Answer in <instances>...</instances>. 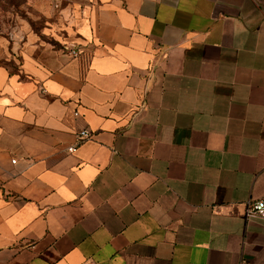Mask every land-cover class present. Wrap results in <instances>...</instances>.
I'll return each mask as SVG.
<instances>
[{
  "label": "crops",
  "instance_id": "obj_1",
  "mask_svg": "<svg viewBox=\"0 0 264 264\" xmlns=\"http://www.w3.org/2000/svg\"><path fill=\"white\" fill-rule=\"evenodd\" d=\"M89 1L0 51V264H264V0Z\"/></svg>",
  "mask_w": 264,
  "mask_h": 264
},
{
  "label": "rangeland",
  "instance_id": "obj_2",
  "mask_svg": "<svg viewBox=\"0 0 264 264\" xmlns=\"http://www.w3.org/2000/svg\"><path fill=\"white\" fill-rule=\"evenodd\" d=\"M89 0H0V51L41 42L59 47L74 37L76 15ZM0 59V63H4Z\"/></svg>",
  "mask_w": 264,
  "mask_h": 264
},
{
  "label": "built area",
  "instance_id": "obj_3",
  "mask_svg": "<svg viewBox=\"0 0 264 264\" xmlns=\"http://www.w3.org/2000/svg\"><path fill=\"white\" fill-rule=\"evenodd\" d=\"M71 55L73 57L78 56V52L76 50L71 51ZM75 116H78V113L75 114ZM93 134L90 132V130H82L76 134V141L73 146L68 148L69 154H74L77 152V150L87 143L88 141L92 140ZM245 217L247 220H250L252 218H259L264 220V200L257 201V202H248L246 204V214Z\"/></svg>",
  "mask_w": 264,
  "mask_h": 264
}]
</instances>
